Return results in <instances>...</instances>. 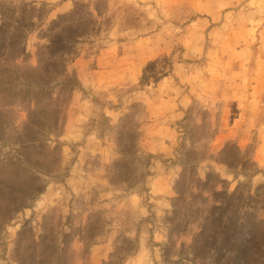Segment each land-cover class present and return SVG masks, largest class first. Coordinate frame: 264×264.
Returning <instances> with one entry per match:
<instances>
[{"label": "rangeland", "instance_id": "374dc122", "mask_svg": "<svg viewBox=\"0 0 264 264\" xmlns=\"http://www.w3.org/2000/svg\"><path fill=\"white\" fill-rule=\"evenodd\" d=\"M15 38L0 264H264V0H0Z\"/></svg>", "mask_w": 264, "mask_h": 264}, {"label": "trees", "instance_id": "16d2710c", "mask_svg": "<svg viewBox=\"0 0 264 264\" xmlns=\"http://www.w3.org/2000/svg\"><path fill=\"white\" fill-rule=\"evenodd\" d=\"M18 40H17V38H15V41L14 42H12L11 43V45L13 46V45H16L15 46V48H13V47H11L10 48V53H7V52H4V51H2V47H3V45H0L1 46V48H0V56H2V57H4V55H8V57H9V59H8V61H12V60H14V52H16L17 53V51H18V47H17V45H18ZM17 47V48H16ZM8 51V52H9ZM19 54V56H20V54H22L21 53V50H20V53H18ZM48 69H50V68H48ZM54 74V73H53ZM53 75L51 74V70H49V73L47 74V78H48V81H45V80H43V82H44V85L43 86H45V87H48V85H50V83L51 82H53V80H55V78L53 79V77H52ZM60 76V75H59ZM52 78V79H51ZM59 78V77H58ZM50 82V83H49ZM49 83V84H48ZM70 83H71V78H69V77H67V78H65V80H64V82H61L60 83V85H61V90H63V91H65L67 88V90H71L72 91V86L70 85ZM70 88V89H69ZM42 93H46V92H42ZM51 162V161H50ZM52 163V162H51ZM34 165H36V167H38V168H40V170L42 171V172H45L46 174H49V175H51L50 174V170H48V169H45L46 168V163L44 164L45 166H39L38 164H34ZM35 167V168H36ZM57 177H59V175H57ZM1 187H3V189H5L6 187L7 188H10V190H11V188H14V187H12V186H6V185H3V186H0V189H2ZM15 188H16V190H14V191H10V193H9V198L7 199L8 201H7V204H6V206L3 208V211L4 212H6V213H8V211H9V206H11V205H14V204H16L17 203V201H18V204H19V201H22V198H24V197H27V198H29L30 197V201L31 200H33V198H34V196H35V194H38L40 191H41V188L40 187H38V186H36V187H31L30 189L29 188H25V187H23L22 189H20V187L19 186H15ZM8 190V189H7ZM22 197V198H21ZM178 198H180V197H178ZM26 199V198H25ZM16 211H17V209H16ZM8 219V218H7ZM236 259L237 260H239L240 258H237L236 257Z\"/></svg>", "mask_w": 264, "mask_h": 264}, {"label": "crops", "instance_id": "0c3cea01", "mask_svg": "<svg viewBox=\"0 0 264 264\" xmlns=\"http://www.w3.org/2000/svg\"><path fill=\"white\" fill-rule=\"evenodd\" d=\"M68 76V75H67ZM69 77V76H68ZM65 78H66V74H65V72H64V78H63V76L62 75H60V77H59V80L57 81V84H56V86H59L60 85V83L61 82H64V80H65ZM19 85H20V87H21V91H23L24 90V88L23 87H26L27 89H28V91L30 92V91H32V92H37V93H42V92H51V90L54 88V86L53 85H48V87H45V86H43V85H41V84H36V83H34V84H31V85H29V86H24L23 85V83H19ZM61 86V85H60ZM0 87H1V84H0ZM60 91H62L61 90V87H60ZM3 108V106H0V109H2ZM7 110V109H6ZM1 111V110H0ZM17 111V110H16ZM3 112H5V111H3ZM17 113V112H16ZM19 114V116H21V114L20 113H18ZM68 119V118H67ZM66 120V119H65ZM63 132H64V136H65V139H66V137L69 135V133H70V131H69V123H67V126H64L63 125ZM63 135V134H62ZM63 139H64V137H63Z\"/></svg>", "mask_w": 264, "mask_h": 264}]
</instances>
